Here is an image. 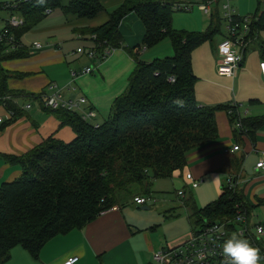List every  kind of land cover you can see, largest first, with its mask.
<instances>
[{
    "label": "trees",
    "instance_id": "1",
    "mask_svg": "<svg viewBox=\"0 0 264 264\" xmlns=\"http://www.w3.org/2000/svg\"><path fill=\"white\" fill-rule=\"evenodd\" d=\"M176 4L178 0H123L103 23L88 30L94 34L93 42L98 44V49L121 47L119 22L133 11L144 27L141 46L151 47L166 37L172 54L142 61L138 59L139 53L127 48L134 66L126 87L112 100L108 114L96 126L75 112L48 109L57 116L59 126L70 127L72 139L64 142L48 136L21 156H3L18 165L21 173L0 184V264L9 258L10 249L15 245L36 259L47 240L82 228L118 204L119 193L127 192L130 185L138 184L143 193H148L153 179L170 177L173 170L185 165L189 151L217 138L215 110L223 109L226 113L230 110L229 123L239 119L246 134L252 137L263 117L238 118L233 105L202 106L194 97L196 78L191 72L190 53L218 33L222 19L214 11L209 14L203 31L177 30L171 26L172 11L187 9ZM1 7L21 17L17 26L5 24L18 43L21 34L47 14L46 9L58 8L64 14L81 18H91L102 10L98 0H68L66 4L60 0H18L13 7ZM253 17L256 20L249 25V38L264 29V10L256 11ZM4 49L5 45L0 42V51ZM258 49L264 55L263 43L258 44ZM24 53L22 46H18L2 53L4 58L0 60ZM169 76L173 77L172 82L167 80ZM6 78L0 69V103L14 116L18 108L2 99L7 95L37 99L38 94H12L6 87ZM177 98L183 100L182 107L173 103ZM233 131L238 135V131ZM231 166L234 172L238 171L237 158L232 159ZM229 175L234 185L222 187L220 194L203 206L196 207L188 196L183 200L190 224L202 218L229 216L234 212L235 203L247 216L250 214L237 187L238 176ZM253 242V246L264 252V244L255 239Z\"/></svg>",
    "mask_w": 264,
    "mask_h": 264
},
{
    "label": "crops",
    "instance_id": "2",
    "mask_svg": "<svg viewBox=\"0 0 264 264\" xmlns=\"http://www.w3.org/2000/svg\"><path fill=\"white\" fill-rule=\"evenodd\" d=\"M16 1L18 0L0 1V11H8L7 16H0V19H2L0 29L5 26L8 16L14 14L1 6H13ZM67 1L60 0L61 4H66ZM98 1L102 10L91 18L65 14L63 22L59 20V24L66 25V29L71 28L70 31L74 39H80L84 42L82 46H87L90 43L88 37L90 34L82 33L81 30H89L103 23L107 19L108 13L123 0ZM178 3L189 4L191 1L178 0ZM53 10L46 15L52 13ZM208 16L206 26L197 31H203L207 27ZM47 17L49 16L45 18ZM172 17L171 15L172 28H178L179 25H174L175 22ZM130 19L135 23V32L138 36L143 37L144 27L135 12L131 11L123 16L120 20L121 24L118 25L121 43L122 39L124 40L130 35V29L127 30L128 26H123L124 21L132 24ZM221 21L219 22L218 33L211 40L200 43L190 53L191 72L197 77L193 85L195 100L202 106H210L216 103H222L223 105L241 104V109L246 111V116L264 118V83L258 66L260 61H264V55L258 49L259 43L264 44V29H260L250 38L248 37L242 60L234 74L232 76H221L216 73V45L225 35V25L221 30ZM123 28H126V30L124 31ZM215 36L218 37L215 38ZM34 42H38L39 46L35 47L32 43L30 49L25 47L19 38V44L25 52L24 55L0 60V69L7 76V89L12 94H28L31 96L43 92L47 84L54 83L63 88L65 94L75 90L74 87H67V84L74 82V78L79 81L82 89L84 83L87 87L88 84L94 82H99L105 86L108 72L112 68L118 67V69H121L122 76H126L125 83H122V77L119 82L110 85L101 96L98 94L93 96L94 93L92 95L91 92H87L88 99L81 95L85 100L82 107H88L95 111L92 122L99 123L105 118L112 100L122 93L126 87L127 78L134 66L131 55L127 52V55L120 52L111 57L115 49L113 48L103 61L94 64V71L75 74L79 76V78H76L77 76H72L71 72H79L82 67L89 65L75 68L70 64L80 57L86 58L83 54L74 52V48L62 51L60 44L51 41L49 38ZM138 43L136 42L134 47H139ZM78 46H75V48ZM161 47L148 57H152L151 59L146 58L145 61L163 58L172 54L170 43L163 44ZM144 49L146 48L142 50ZM132 51L134 52V49ZM140 52H137L139 53L138 56ZM86 59L89 63L90 59ZM90 65H93L92 61ZM103 96H105L106 102L99 98ZM11 97L12 102L18 108H16L18 110L17 115H11L0 103V184L17 178L21 173L19 166L6 161L4 155L21 156L36 147L48 136H53L64 142L69 141L74 136L69 126H59L57 116L43 109L35 99L17 95ZM100 110L101 112L102 110L105 111V116H102ZM98 116L101 118L100 121H97ZM214 119L217 138L213 142L199 146L187 153L185 165L182 167L184 174L189 172L195 179H198V184L205 183V185H208L213 182L217 186L220 176L224 175L225 179L230 173H236L238 176L237 187L249 206L248 220L250 222L258 220L264 226V164L262 167H255V163L260 159L264 162V119L253 131L252 137L247 134L237 135L234 133L226 111L223 109L215 110ZM233 144H237L239 149L230 150ZM234 158H237L240 162L239 169L236 172L231 166V161ZM182 168L180 169L182 170ZM176 170H173L170 177L167 178H174L173 175ZM159 179L164 178L153 179L146 194L143 193L138 184H135L136 189L129 195V198H126L124 206L121 207L116 204L101 212L82 228L53 236L40 247L36 259L32 258L20 245H15L10 249L9 258L1 264H61L71 256L77 257V260L72 264H148L152 250L165 244H177L189 234L184 232L182 227L175 237L169 238L164 234L165 226L161 224L163 222L159 218L147 219L146 215L138 214L137 211L144 210L142 207L149 205V202L136 208L137 205L132 202V197L151 195L152 186ZM222 186L223 184H219L220 188ZM221 190L217 195L220 194ZM187 196L191 198L190 194ZM184 209L187 211L186 208ZM163 212L160 216L162 220L172 219L173 221L176 217L174 216L176 208L173 206L165 207ZM165 239H169V243Z\"/></svg>",
    "mask_w": 264,
    "mask_h": 264
},
{
    "label": "built area",
    "instance_id": "3",
    "mask_svg": "<svg viewBox=\"0 0 264 264\" xmlns=\"http://www.w3.org/2000/svg\"><path fill=\"white\" fill-rule=\"evenodd\" d=\"M217 0H204L197 3L198 9L210 14L212 11L208 6L209 3ZM178 7L188 9V4H176ZM11 6V5H9ZM14 6V5H13ZM222 16L220 17L225 22V35L216 45V73L221 76H232L235 70L239 67L242 60L243 51L246 45L247 35L249 33V25L253 20H256L253 15H236L233 10L229 8L226 3L221 4ZM264 10V8H263ZM46 13L50 11L45 10ZM21 23V17L9 15L6 20L8 26H17ZM90 43L87 46H78L74 52L83 54L86 58L93 62V65L82 67L79 72H71V75L79 73H90L95 70L94 64L103 61L110 51L113 49L109 46L97 48L98 44L93 42L94 34L89 36ZM0 42L5 45V51L13 50L18 46V42L9 32L6 26L0 29ZM33 45L38 47V42ZM142 46L135 47V52H140ZM229 57H235L229 61ZM261 78L264 83V61L258 63ZM169 82L173 81V77H168ZM68 90V89H67ZM36 102L46 110L63 109L70 112H75L79 117L96 126L97 123L92 122L95 116V111L88 107H80L85 102L82 96L76 99L67 98L64 90L54 83H49L45 86L43 92L37 95ZM236 108L237 117L246 116V111L241 109V104H231ZM230 110L227 111V116H230ZM232 129L238 131V135L246 134V128L243 127L236 119L231 124ZM238 145L233 144L230 150H238ZM264 155V152H263ZM263 160L260 159L255 163V167H262ZM184 179L189 182L190 187H196L198 179H195L189 172L184 175ZM234 185L231 176L224 179L223 186L228 188ZM184 190H177L176 195L182 196ZM154 199L151 195L133 196L132 202L136 205H141L147 202H152ZM113 207V206H112ZM234 212L229 216H224L220 219L202 218L196 224H190L188 236L181 242L174 245H163L152 250L150 254V261L148 264H222L223 257L221 256V244L231 233H242L249 242L254 245L253 240H258L264 244V236L259 235L258 229L264 228L260 221L255 220L250 222L248 216L243 208L237 203L233 205ZM264 255V252L261 253ZM200 257H204L200 259ZM77 260L76 256L68 257L61 264H72ZM264 264V260L261 261Z\"/></svg>",
    "mask_w": 264,
    "mask_h": 264
},
{
    "label": "rangeland",
    "instance_id": "4",
    "mask_svg": "<svg viewBox=\"0 0 264 264\" xmlns=\"http://www.w3.org/2000/svg\"><path fill=\"white\" fill-rule=\"evenodd\" d=\"M0 1H5V0H0ZM186 1H191L194 3L192 4L191 7H189L185 11H182V10L181 11L180 10H173L172 11V16H173L172 20L174 19V22H175L174 25H179V27L175 28V29H177V30L183 29L186 31L202 30L206 26V20H207L208 14L206 12H203L200 9H198L197 3H200L201 0H186ZM222 3H226V0H217V1L209 3L208 6L210 7L212 12H214V11L217 12V14L221 17L222 16V9H221ZM227 4H228L229 8L233 10L234 14L240 15V16L253 15L256 11H261L264 8V0H227ZM11 7H13V6H11ZM0 12H1L0 16H7L8 15V11L7 12L0 11ZM13 15L18 16V14H15V13ZM64 15L65 14H63L60 11V9L59 10L58 9L53 10L52 13H50L49 15H46L49 17H47V18H45L46 16L43 17L41 20H39L37 23H35V25H33L30 29H28L26 32L21 34V36H20L21 43L25 47H28L31 49L30 44L34 43V41H42V39L45 40V39L49 38V39H51V41H55V42L59 43L62 51L63 50L67 51L70 48L75 49V46H78V45L82 46L84 44V42H82V40L74 39L72 37L71 31H70L71 28L66 29V25L59 24V20L61 22H63ZM132 16H134V15H132ZM2 18H4V17H2ZM1 21H2V19H0V22ZM131 21H132V24L129 23L128 21L123 22V26H128L127 30L130 29V35L128 38H124V40L122 39L121 47L115 48L113 51L114 53L113 52H112L113 54L111 53L112 54L111 57L116 56L120 52L127 55L126 49L127 48L134 49L136 42H139L137 44V45H139V47L141 46L140 41H141L142 36H138L137 32H135V29H134L135 23L133 20H131ZM204 21H205V25H204ZM119 24H121V22ZM172 25H173V23H172ZM220 25H221L220 27L222 30L223 25H225V22L222 20ZM184 27H187V28H184ZM123 30L125 31L126 28H123ZM81 32L89 34L88 30H86V29L81 30ZM216 37H218V36H215V38ZM163 44H169V41L166 37L159 40L158 43H156L155 45H152L151 47H148L144 50H141L142 52H140L138 59L145 61V59L150 57V55H152L155 51H157V49L162 48L161 46ZM18 46H20L19 43H18ZM4 52H7V51H5V50L0 51V59L4 58L1 56L2 53H4ZM161 57H163V56H161ZM151 58H148V60ZM86 64L90 65L91 61L89 60V63H88V60L86 58L80 57L77 60L73 61L70 65H72L75 68H77V67L81 68L82 66H85ZM17 65H19V64H17ZM122 75L123 74L121 73V69H118V67H114L108 72V74L106 76L105 86H103L99 82H94L93 84L92 83L88 84V87H87V86H85V83H84L83 89L80 88L79 81H77L74 78V82H72L71 84L70 83L67 84V87H74L75 90L71 91L70 93L66 92L65 95L67 98H70V99H76L78 96H81V95H83L85 98H88L87 92H91L92 95L94 93L93 96H95L96 94L101 96L110 87V85H112L114 82H119L122 77H123L122 83H125L126 82V76H122ZM75 76H77L76 78H79L78 75H75ZM195 78H197V77L195 76ZM100 81H102V80L100 79ZM61 84H63V83H61ZM63 85H66V84H63ZM78 87L81 89V91ZM83 90H85V91H83ZM99 98H101L104 102H106L105 96L99 97ZM2 100H7V101L12 102V97H11V95H7L5 97V99H2ZM30 103L32 104V102H30ZM83 104H81V106H80L81 108H82ZM217 105H222V103H216V104H212L210 106H217ZM100 113L102 114V116H105L104 110H102V112L100 110ZM100 120H101V118H99V116H98L97 121H100ZM180 170L181 169H177L175 171V173L173 175L174 178L172 177L170 179L164 178V179L156 180L154 182V184L152 186V190L150 192L151 196L154 200L152 202H149V205H146L148 207V209L137 211L138 214L142 213V215H146L148 217L147 219H152L153 217L159 218L160 221L163 222L161 224H163L165 226L164 234L166 236H168L169 238L175 237L176 234L178 233V231L180 229H182V227L184 228V232L189 233L190 223H188V219L186 220L187 211L182 207L183 206L182 202L187 197V195L188 194L191 195L193 203L196 207H201L206 202L211 201L215 197L218 196L217 194H218L219 190L222 189V187L221 188L219 187V184L224 183L223 182L224 181V175H222L218 178L219 183L217 184V186H216V184H214L212 182L208 185H205V183H199L195 188L190 187L189 182L184 179V175H185L184 169L182 168L181 172H180ZM135 189H136V185L133 184V185L129 186L127 192L119 193V196H118V198L120 197V199L118 200L119 206L122 207L126 204V202H125L126 198H129V195H131ZM177 190H184V194L182 196H177L176 195ZM167 206H173L176 208V214L174 215L176 217L174 218V220H177V221H174V220L172 221V219H167V220L161 219V217H160L162 215L161 213H164L163 210ZM136 208H139V205H137ZM168 240L169 239H165V241L169 243ZM171 245H173V244H171Z\"/></svg>",
    "mask_w": 264,
    "mask_h": 264
},
{
    "label": "clouds",
    "instance_id": "5",
    "mask_svg": "<svg viewBox=\"0 0 264 264\" xmlns=\"http://www.w3.org/2000/svg\"><path fill=\"white\" fill-rule=\"evenodd\" d=\"M43 2V0H38ZM235 57H229V61ZM173 103L179 107L183 106V100L177 98ZM259 235L264 236V228H259ZM222 264H261L264 255L259 248L253 246L242 233L233 232L221 244ZM204 257H200L203 259Z\"/></svg>",
    "mask_w": 264,
    "mask_h": 264
},
{
    "label": "water",
    "instance_id": "6",
    "mask_svg": "<svg viewBox=\"0 0 264 264\" xmlns=\"http://www.w3.org/2000/svg\"><path fill=\"white\" fill-rule=\"evenodd\" d=\"M142 208L146 209L147 207L146 206H143Z\"/></svg>",
    "mask_w": 264,
    "mask_h": 264
}]
</instances>
